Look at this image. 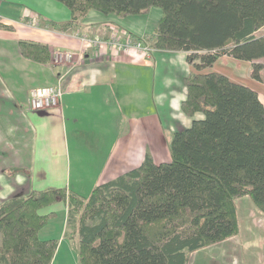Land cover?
Here are the masks:
<instances>
[{"label":"trees","instance_id":"1","mask_svg":"<svg viewBox=\"0 0 264 264\" xmlns=\"http://www.w3.org/2000/svg\"><path fill=\"white\" fill-rule=\"evenodd\" d=\"M55 1L71 13L49 21L56 31L74 29L89 10L122 18L159 7L149 44L187 52L197 72L184 77L180 106L202 117L170 134L169 161L155 163L146 152L140 165L88 195L48 187L2 200L0 264H51L57 239L42 240L38 231L52 214L38 210L60 201L67 235L78 239V264H187L191 252L238 232L235 199L248 197L264 214V104L251 87L201 71L226 54L250 62V77L264 83V0ZM18 48L50 61L46 43L20 40Z\"/></svg>","mask_w":264,"mask_h":264},{"label":"crops","instance_id":"2","mask_svg":"<svg viewBox=\"0 0 264 264\" xmlns=\"http://www.w3.org/2000/svg\"><path fill=\"white\" fill-rule=\"evenodd\" d=\"M145 14L120 18L89 10L74 29L56 31L49 21L71 18L59 2L0 0V22L11 26L0 28V202L51 186L88 195L95 185L140 165L146 152L155 163L170 160V134L202 117L200 112L188 116L180 106L187 93L183 79L197 72L186 60L187 52L155 49L147 59L131 60L119 52L89 50L71 62L53 60L56 51H79L75 32L107 36L114 25L119 32L149 37L152 32L139 23ZM20 40L46 43L50 61L22 56ZM238 61L224 54L201 71L221 72L251 87L264 104V83L250 77V62ZM57 84L62 89L57 107H29L30 89ZM16 132L23 134L19 140ZM38 212L52 214L38 231L42 240L57 239L51 264H78L74 240L67 235L66 203Z\"/></svg>","mask_w":264,"mask_h":264},{"label":"rangeland","instance_id":"3","mask_svg":"<svg viewBox=\"0 0 264 264\" xmlns=\"http://www.w3.org/2000/svg\"><path fill=\"white\" fill-rule=\"evenodd\" d=\"M159 15H161V9L157 6L152 7V9L141 18V22H139L142 24L141 28L151 33L160 17ZM263 30L264 29L260 31ZM145 39L150 43L149 37L145 36ZM61 58H54L53 60L56 63H60L64 61L63 57ZM238 62L246 64L243 60H239ZM14 134L16 135L14 136L15 140H19L23 135H19L17 132ZM167 138L168 135L166 136V140ZM75 169L79 168L73 167L74 171H76ZM74 178H77L75 173L73 179ZM57 183L58 182H55L54 185ZM72 184L75 185V182L72 181ZM85 184L88 185L87 183ZM73 187L74 186H72V188ZM2 195H5V193L3 192ZM235 206L239 222L238 232L223 241L191 252L187 264H264V214L255 207L248 197L235 199ZM69 230L71 232L73 227L71 226ZM73 240L74 245H77V237Z\"/></svg>","mask_w":264,"mask_h":264},{"label":"built area","instance_id":"4","mask_svg":"<svg viewBox=\"0 0 264 264\" xmlns=\"http://www.w3.org/2000/svg\"><path fill=\"white\" fill-rule=\"evenodd\" d=\"M109 31L107 36L92 37L75 32L74 35L78 37L81 43L79 51H56L54 58L63 57L64 60L71 62L74 56L81 58L85 51L91 50L95 54L119 52L131 60H138L139 58L147 59L155 50L144 38L119 32L114 25L109 26ZM28 97L29 107L33 110L53 108L57 107L61 102L62 89L58 84L36 87L29 90Z\"/></svg>","mask_w":264,"mask_h":264}]
</instances>
